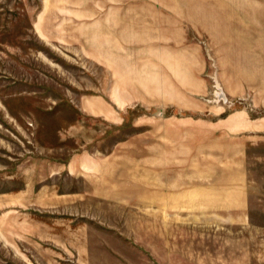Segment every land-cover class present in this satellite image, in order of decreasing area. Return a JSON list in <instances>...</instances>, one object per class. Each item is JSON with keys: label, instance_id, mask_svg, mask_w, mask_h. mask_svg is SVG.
Returning <instances> with one entry per match:
<instances>
[{"label": "rangeland", "instance_id": "rangeland-1", "mask_svg": "<svg viewBox=\"0 0 264 264\" xmlns=\"http://www.w3.org/2000/svg\"><path fill=\"white\" fill-rule=\"evenodd\" d=\"M0 264H264V0H0Z\"/></svg>", "mask_w": 264, "mask_h": 264}]
</instances>
